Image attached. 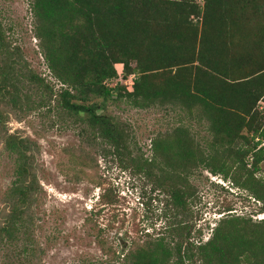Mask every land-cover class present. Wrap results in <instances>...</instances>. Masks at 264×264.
I'll return each mask as SVG.
<instances>
[{"label": "trees", "instance_id": "1", "mask_svg": "<svg viewBox=\"0 0 264 264\" xmlns=\"http://www.w3.org/2000/svg\"><path fill=\"white\" fill-rule=\"evenodd\" d=\"M29 3L39 53L60 88L28 67L0 21V123L8 111L31 108L29 98L38 105L53 102L85 126L80 136L111 148L137 170L142 158L135 157L125 125L103 113L106 104L178 110L204 123L210 140L203 147L179 127L153 142L160 162L153 158L144 165L152 174L159 171L166 205L185 214L193 197L190 178L202 170L247 191L264 212V177L257 176L264 163V0ZM115 66L131 78L130 91L111 87L118 78ZM3 146L13 171L0 246H14L23 236L22 252L15 251L22 257L30 249V213L39 191L37 145L5 132ZM174 231V238L158 236L130 251L124 264H264V220L254 224L227 214L206 242L196 244L184 222Z\"/></svg>", "mask_w": 264, "mask_h": 264}, {"label": "rangeland", "instance_id": "2", "mask_svg": "<svg viewBox=\"0 0 264 264\" xmlns=\"http://www.w3.org/2000/svg\"><path fill=\"white\" fill-rule=\"evenodd\" d=\"M29 2L0 0V21L28 67L57 91L60 85L50 77L39 53ZM115 69L118 78L111 87L119 84L130 91L131 78L123 77L122 66ZM29 100L31 108L8 111L0 123V224L13 171V158L3 146L7 132L37 145L39 191L30 213L32 225L26 241L30 249L16 256L15 251L25 245L20 236L14 246H0V264H124V257L146 241L158 236L174 238L179 222L191 227L189 238L196 244L206 242L227 214L249 218L254 224L264 220L263 207L247 191L202 170L190 178L193 197L185 214L166 205V195L157 184L159 171L155 168L152 174L144 161L155 158L154 162H160L152 151L153 142L179 127L204 147L210 136L205 124L195 118L169 108L140 110L125 101L108 102L103 113L125 125L135 157L142 158L136 170L111 148L80 136L85 126L53 102L38 105L37 98ZM257 176L264 177V163Z\"/></svg>", "mask_w": 264, "mask_h": 264}]
</instances>
